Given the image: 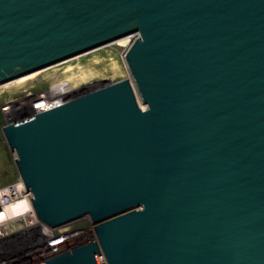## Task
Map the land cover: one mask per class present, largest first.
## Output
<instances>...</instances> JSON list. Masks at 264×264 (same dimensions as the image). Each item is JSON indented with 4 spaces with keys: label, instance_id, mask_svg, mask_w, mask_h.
I'll return each instance as SVG.
<instances>
[{
    "label": "water",
    "instance_id": "95a60500",
    "mask_svg": "<svg viewBox=\"0 0 264 264\" xmlns=\"http://www.w3.org/2000/svg\"><path fill=\"white\" fill-rule=\"evenodd\" d=\"M133 35L146 109L125 79L2 128L37 219L94 224L37 264H264V0H0V85Z\"/></svg>",
    "mask_w": 264,
    "mask_h": 264
},
{
    "label": "rangeland",
    "instance_id": "374dc122",
    "mask_svg": "<svg viewBox=\"0 0 264 264\" xmlns=\"http://www.w3.org/2000/svg\"><path fill=\"white\" fill-rule=\"evenodd\" d=\"M131 44L132 42L127 40L111 42L60 62L61 64L42 69L38 71L39 74L25 81L10 84L6 88L0 87V188L14 183L19 176L15 163L17 156L14 151L9 150L2 129L16 120L12 118L13 109L16 108L12 102L19 98L22 99L25 95L47 91L60 81L67 82L76 90L84 88L88 90L96 84H98L96 86H101L125 80L129 72L125 56ZM93 227L94 224L88 216L76 219L69 224L67 229L73 232L74 247L96 240ZM21 245L22 241H19L15 246L21 247ZM44 256L45 252L41 250H31L28 251V256L17 260L14 264L39 262ZM100 262L105 263L103 256Z\"/></svg>",
    "mask_w": 264,
    "mask_h": 264
},
{
    "label": "built area",
    "instance_id": "2783aa9c",
    "mask_svg": "<svg viewBox=\"0 0 264 264\" xmlns=\"http://www.w3.org/2000/svg\"><path fill=\"white\" fill-rule=\"evenodd\" d=\"M50 94L57 102L51 106L54 108L73 97L74 88L67 82L60 81L47 91L25 95L14 102L20 103L21 100L29 101L37 99V96ZM30 198H33L32 193L26 190L19 176L14 183L0 188V264H14L28 256V251L31 250L45 252V256L39 261L42 262L74 248L73 232L67 229L71 222L55 228L48 227L37 219ZM21 200L24 205L17 204ZM19 241H22L21 247L15 246ZM98 258L100 260L101 256Z\"/></svg>",
    "mask_w": 264,
    "mask_h": 264
},
{
    "label": "bare ground",
    "instance_id": "6f19581e",
    "mask_svg": "<svg viewBox=\"0 0 264 264\" xmlns=\"http://www.w3.org/2000/svg\"><path fill=\"white\" fill-rule=\"evenodd\" d=\"M138 38H139L138 35H133V36L123 37V38H121V39H119L117 41H114V42H123V41H126L127 40L130 43L131 42L133 43ZM37 73H38V71L37 72H34V73H31V74H28L26 76L20 77L19 79H16V80L10 81L8 83L2 84V85H0V87H5L6 88V86H8L10 84L17 83V82H20V81H25V80H27V79H29L31 77H34V75H36ZM126 79L128 80L130 86L132 87V90L134 92V95H135V98H136V101H137L138 105L140 106V108L142 110L146 109V106L145 105H142V103L140 101V98L138 96V93H137V90H136V87H135V83H134L132 77L130 76V73L129 72H128V75H127ZM72 88H74V87H72ZM77 90L74 88V92L77 91ZM38 97L39 96H37V99H33V100L31 99L29 101H26V100L23 101V100H21L20 103L18 101H15V102L13 101L12 104H13V106H16V108H14V109L12 108L14 110L13 113H12V118H15L16 120H19V119L25 118L27 116H30V115H33V114H36V113L43 112V111L51 108V106H54L57 103V102L55 103V101H56L55 100V97L52 96V95L41 96L39 98ZM17 204H19V205H22L23 204L24 205V202H23V200H21V201H18Z\"/></svg>",
    "mask_w": 264,
    "mask_h": 264
}]
</instances>
